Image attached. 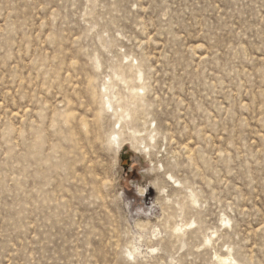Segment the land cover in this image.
<instances>
[{"label":"rangeland","instance_id":"374dc122","mask_svg":"<svg viewBox=\"0 0 264 264\" xmlns=\"http://www.w3.org/2000/svg\"><path fill=\"white\" fill-rule=\"evenodd\" d=\"M0 264H264V0H0Z\"/></svg>","mask_w":264,"mask_h":264},{"label":"bare ground","instance_id":"6f19581e","mask_svg":"<svg viewBox=\"0 0 264 264\" xmlns=\"http://www.w3.org/2000/svg\"><path fill=\"white\" fill-rule=\"evenodd\" d=\"M110 101H107V105L109 106V108H112L113 104L111 105ZM113 142H115L117 145H120L121 139L118 135H113Z\"/></svg>","mask_w":264,"mask_h":264}]
</instances>
